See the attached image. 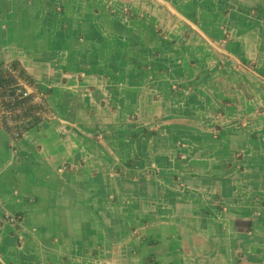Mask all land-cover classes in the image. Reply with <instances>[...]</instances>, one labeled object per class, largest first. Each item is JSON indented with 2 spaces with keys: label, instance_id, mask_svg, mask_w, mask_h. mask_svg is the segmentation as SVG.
I'll return each mask as SVG.
<instances>
[{
  "label": "crops",
  "instance_id": "crops-1",
  "mask_svg": "<svg viewBox=\"0 0 264 264\" xmlns=\"http://www.w3.org/2000/svg\"><path fill=\"white\" fill-rule=\"evenodd\" d=\"M13 60L0 264H264V0H0Z\"/></svg>",
  "mask_w": 264,
  "mask_h": 264
},
{
  "label": "trees",
  "instance_id": "trees-1",
  "mask_svg": "<svg viewBox=\"0 0 264 264\" xmlns=\"http://www.w3.org/2000/svg\"><path fill=\"white\" fill-rule=\"evenodd\" d=\"M18 85L29 87L31 93L27 96L16 94ZM38 96L41 101L35 102ZM0 109L16 112L12 116L11 126L0 123L1 128L9 133L12 142L18 141L27 130L53 117L45 95L39 93L32 77L17 60L0 65ZM15 219L19 220V217Z\"/></svg>",
  "mask_w": 264,
  "mask_h": 264
},
{
  "label": "built area",
  "instance_id": "built-area-1",
  "mask_svg": "<svg viewBox=\"0 0 264 264\" xmlns=\"http://www.w3.org/2000/svg\"><path fill=\"white\" fill-rule=\"evenodd\" d=\"M28 93V91L26 92H23L22 89H18L16 90V94H22L23 96H26ZM41 101V97L38 96L36 99H35V102H40ZM14 114H16L15 111H8V112H5L3 109H0V120H4L6 121L7 118H9V116H13Z\"/></svg>",
  "mask_w": 264,
  "mask_h": 264
},
{
  "label": "bare ground",
  "instance_id": "bare-ground-1",
  "mask_svg": "<svg viewBox=\"0 0 264 264\" xmlns=\"http://www.w3.org/2000/svg\"><path fill=\"white\" fill-rule=\"evenodd\" d=\"M19 86H20V87H19ZM18 89H22L23 92L28 91L27 95L31 93V89H30L29 87H27V86H23V87H21V85H18ZM20 95H22V94H20ZM27 95H26V96H27ZM11 120H12V117L9 116V118H7L6 121H4V120H0V123H3L4 125H7V126H11V125H12ZM0 128H1V126H0Z\"/></svg>",
  "mask_w": 264,
  "mask_h": 264
},
{
  "label": "rangeland",
  "instance_id": "rangeland-1",
  "mask_svg": "<svg viewBox=\"0 0 264 264\" xmlns=\"http://www.w3.org/2000/svg\"><path fill=\"white\" fill-rule=\"evenodd\" d=\"M42 95V94H41Z\"/></svg>",
  "mask_w": 264,
  "mask_h": 264
}]
</instances>
